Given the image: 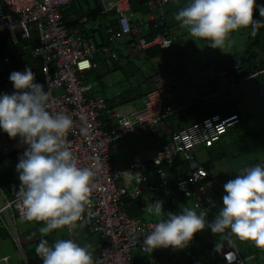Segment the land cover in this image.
Here are the masks:
<instances>
[{
	"label": "built area",
	"instance_id": "obj_1",
	"mask_svg": "<svg viewBox=\"0 0 264 264\" xmlns=\"http://www.w3.org/2000/svg\"><path fill=\"white\" fill-rule=\"evenodd\" d=\"M75 1L0 0V36L12 35L15 24L23 31H32L37 35V47L30 54L41 63L42 85L49 94L48 110L71 118L73 125L66 137L67 147L77 166L89 167L94 173L89 204L77 225L97 234L104 242L95 264H135L132 254L135 250L146 255L147 264H153L157 259L155 249L151 253L144 251L143 239L154 222L129 217L123 209V200H136L144 192H163L166 197L175 193L189 201L191 208L197 212L214 208L216 203L207 193L210 175L198 164L194 151L200 147H212L241 119L235 114L218 112L173 129L171 144L162 146L151 158L153 171L136 157L130 167L121 169L113 162L110 146L126 135L159 127L172 115L234 85L209 88L203 92L192 78L178 85L173 75H155L152 91L139 103L106 108L102 95L92 93L98 82L85 84L84 81L86 75L98 67L96 56L109 54L111 46L117 43H122L138 59H145L146 53L154 48L163 54L173 49L174 41L167 33L155 32L151 39H147L146 34L149 27L153 30L166 27L163 9L174 0H140L147 9L145 22L138 20L136 13L132 12L130 0H98L101 14L108 16L103 23L106 45L102 48H97L78 26L88 22L85 12L77 25L63 23L61 10ZM166 41L171 43L164 47ZM240 67V59L236 58L230 71L238 73ZM257 74L249 73L236 84L254 79ZM10 84L8 81L4 86ZM181 94L188 96L189 100L174 103L173 98ZM103 116L106 118L103 119ZM7 153L8 150L2 151L3 155ZM178 160L185 164V171L171 183L164 167H171ZM18 188L19 183L13 182L8 183L5 189L0 187V228L7 233L23 258L15 224L27 220L23 218L16 196ZM223 195L224 192L221 198ZM170 205H175L173 199H170ZM161 249L170 262L175 261L177 250H181ZM208 258L214 259L213 254L208 253ZM219 258L223 264H245L234 244L223 247Z\"/></svg>",
	"mask_w": 264,
	"mask_h": 264
},
{
	"label": "crops",
	"instance_id": "obj_2",
	"mask_svg": "<svg viewBox=\"0 0 264 264\" xmlns=\"http://www.w3.org/2000/svg\"><path fill=\"white\" fill-rule=\"evenodd\" d=\"M87 2L88 5L84 3L80 5L83 14L84 12L86 13V8L92 7V0ZM186 3L187 0H174L163 9L166 21L165 33L174 41L173 49L162 55L138 59L133 57L122 43L113 44L109 54H98L96 56L95 62L98 67L88 73L84 81L85 84L93 81L98 82V86L92 90V93L98 92L102 95L106 108L114 107L123 93H125L123 95L124 99L128 101L126 104L139 103L148 92L152 91V78L155 75H173L177 79V84H184L192 78L197 83L200 91L203 92H206L209 88L233 84V87L223 91L219 96L210 98L209 101L215 99V105L219 107L222 113L229 102L233 101L236 113L241 119L240 123L235 128H230L209 149L200 147L194 151L198 164L203 168L211 162L208 170L204 168L210 175L207 193L212 195L211 200L216 205L221 206L219 202H216L218 200L214 194V192H217V187H223L224 183L229 179H233L241 169L257 165L260 161L263 164L264 160V107L257 106L252 102H248V107H245L247 103L240 104L245 100L253 101L256 99L255 93L258 92L256 82L254 80H246L241 84H236L232 82L234 81L232 79L233 76L228 75L231 72L230 67L233 66V61L243 56L244 50L250 41H255V44L252 45V49L255 51V66L264 68V28H259L255 34L251 32L250 26L233 31L226 38L227 43L228 41L231 43H228L226 47L220 50L215 49L218 54L202 60L201 63L197 61L196 63L188 64L181 58V51L182 45L186 44L190 36L173 18L175 13L184 7ZM72 4L67 8L72 6ZM256 4L264 5V0H260ZM254 11L253 19H262L255 6ZM146 15L136 13L138 20L141 22L147 20ZM78 26L85 33L93 36L97 43H100L99 35L96 32L97 23L88 20L83 26ZM200 41L204 42V40ZM35 47H37V35L32 31H23L17 24L13 27L12 35L4 34L0 36V93L10 94L13 91L12 84L7 87L4 84L9 81L8 76L12 71H23L25 67H29L33 72L34 82L42 84L40 60L30 54V51ZM224 48L226 53H223L224 51L221 52ZM112 56L115 57V60H113ZM250 82H254L255 85L252 86ZM120 87L124 88L121 89ZM118 88L120 89L118 90ZM187 100H189V97L181 94L173 102L181 103L187 102ZM178 116L179 114L169 117L161 126L150 131L126 135L114 142L110 146L109 152L115 165L121 169H126L130 167L134 157H136L146 165V168L153 171L151 158L162 146L171 144L173 129L182 125L178 120ZM102 118L105 119L106 117L103 116ZM109 124L112 125V121ZM166 136L167 139H165ZM25 148L26 145L18 137L10 139L6 133L0 132V187L6 188L7 184L11 182L19 183L15 165ZM3 150H8V153L3 155ZM164 170L167 179L171 183L175 179L180 178L181 171L179 169L167 166ZM151 180H153V177H151ZM172 194L171 199L175 201L174 206L170 205V199L166 200L171 193L166 197L163 192H144L136 200L124 199L123 209L131 218H140L142 221L155 223L156 218L144 210L146 204L152 203L154 200L159 199L163 202L162 213L164 214L169 212L177 213L182 207L191 208L189 201L175 193ZM207 199L209 200L210 198ZM15 225L23 258L7 233L0 228V264H11V262L12 264H41L40 258L35 255L34 251L41 238L46 239L49 245L57 239H72L80 246H90L89 250L92 253L93 264L98 258V248L101 243L99 236L80 225L71 232H68L66 228H60L54 229L47 234L40 231L43 226L42 222H16ZM19 226L21 227V232H19ZM212 236L207 234L205 229L195 233L191 242L185 248L180 251L177 250L174 262H170L162 249H155L157 259L153 264H210L212 260H209L208 253L213 254V245L217 241H213ZM21 237H23V243ZM5 243L9 244L17 254L7 252L2 246ZM222 243L223 247L234 244L241 256L242 250L249 249L250 256L243 254L242 258H255L262 255L264 262V249L260 248L261 251L257 252V247L253 243L249 247H245L246 249H242L235 242H227L224 239ZM132 254L135 264H147L145 254L138 250L133 251ZM4 258L6 259L5 261L3 260Z\"/></svg>",
	"mask_w": 264,
	"mask_h": 264
},
{
	"label": "clouds",
	"instance_id": "obj_3",
	"mask_svg": "<svg viewBox=\"0 0 264 264\" xmlns=\"http://www.w3.org/2000/svg\"><path fill=\"white\" fill-rule=\"evenodd\" d=\"M254 4L255 0H187L173 18L190 37L208 41V47L220 50L231 32L250 26L255 34L264 28V5H255L262 19L254 20ZM8 80L13 91L0 93V132L10 139L18 137L26 145L15 165L19 180L16 196L23 218L42 222L44 234L60 228L71 232L89 204L94 175L89 167L77 166L67 147L73 122L66 114L48 110L49 94L34 82L29 67L12 71ZM223 192L222 204L211 220L206 219L204 209L197 212L182 207L177 213L164 214L161 200L147 203L144 210L156 222L143 239V250L183 249L205 228L218 237L213 245L217 252L226 235L264 249V166L241 169L224 183ZM89 249L72 239H57L49 245L41 238L34 251L41 264H93Z\"/></svg>",
	"mask_w": 264,
	"mask_h": 264
},
{
	"label": "trees",
	"instance_id": "obj_4",
	"mask_svg": "<svg viewBox=\"0 0 264 264\" xmlns=\"http://www.w3.org/2000/svg\"><path fill=\"white\" fill-rule=\"evenodd\" d=\"M259 1L260 0H255L254 6ZM82 2L85 5H88L87 0H82ZM91 4H92V7H88V9L86 8L87 18H88V20L90 22L97 23L96 32L99 35L100 43H97V40L93 36L88 35L85 32L83 34H84L85 37L91 38L94 41V43H95L97 48H102L104 45H106V39H105V36H104V24L103 23H104L105 20L108 19V16L101 14V5H100L98 0H92ZM80 5H81L80 1L76 0L75 3H73L72 6H70L69 8H65V9L61 10L62 21H63L64 24H66L67 26H75V25H77L76 24L77 21L82 18V14H83L82 13V8H81ZM254 6H253L252 17L254 16V12H255L254 11ZM130 7H131L132 12H134V13H138V14H142V15L143 14H147V9L145 8L144 3L142 1H140V0H130ZM112 25H113V23H112ZM165 30H166L165 26L160 28V29H158V30H153L152 27H149V29L147 31V34H146V37H147V39H151L154 36L155 32L165 33ZM254 44H255V41L248 42V44H247V46H246V48L244 50L243 56L240 57L241 67L239 69V72L237 73L235 71H231V72H229L230 74H228V75H230V76L232 75L233 76L232 79L234 80L232 82L233 83H237L238 80L241 77H244V76H246L249 73L257 72L258 74H257L256 78L247 79V80H254L256 82L257 91L260 94V96L264 99V72H260L261 70H264V68L255 66V62H254L255 61V51H253V49H252V45H254ZM162 54L163 53L160 50L156 49V48L151 49V50H149L146 53L147 57H154V56L162 55ZM176 84H177V82H176ZM182 84L183 83L178 84V85H182ZM222 93L223 92H220V93H218L215 96H212L210 98L219 96ZM124 94L125 93L120 95V98H119L120 100H118V103L114 107L120 106V105H126V103L128 101H126L124 99V96H123ZM210 98L205 99L203 101H200L197 104L191 105L187 109L175 114V115L179 114L178 120L180 121V123H182V125L184 124L183 126L189 125V124H192V123H194L196 121H199L202 118H206V117H209V116H211L213 114H216V113L220 112L219 107H216V105H215L216 104L215 103V99L209 101ZM234 105H235L234 102L230 101L229 104L226 106V108L223 109V114H225V115L237 114ZM111 108H113V107H111ZM111 108H109V109H111ZM172 116H174V115H172ZM233 128H235V127H233ZM210 166H211V162L206 164L204 166V168L206 170H208ZM171 167L179 169V171H181V173L183 171H185V164L183 162L179 161V160L174 165H172ZM164 169H165V167H164ZM179 177H180V175H179ZM214 194H215V196H216V198L218 200L216 202L217 203L219 202L220 205H221L222 204V202H221L222 193L221 194H217L216 192H214ZM171 196H173V194H171L166 200L168 201L169 199H171L172 198ZM219 207H220L219 205H216L214 208L208 210L206 219L211 220L216 215ZM205 231L210 236L213 235L210 232V230H208L207 228H205ZM224 240H226L227 242H235L242 249H246L245 247H249L250 245H252L251 241L240 240V239H237L235 237L227 236V235L225 236ZM103 244H104V242H103V240H101L100 247L98 248L99 250H100V248H101V246ZM256 250H257V252L261 251L260 248H257ZM242 251H243L242 252V256H243V254L245 256H250V250L249 249L242 250Z\"/></svg>",
	"mask_w": 264,
	"mask_h": 264
},
{
	"label": "rangeland",
	"instance_id": "obj_5",
	"mask_svg": "<svg viewBox=\"0 0 264 264\" xmlns=\"http://www.w3.org/2000/svg\"><path fill=\"white\" fill-rule=\"evenodd\" d=\"M87 1H90V0H87ZM208 43H209L208 41H204V42L200 41V40L198 41V39L190 37L188 39V41L186 42V44L182 45L183 47H182V51H181V55H182L181 58L184 61L188 62V64H190L192 62L196 63L197 61L199 63H201L202 60L208 59V58L212 57L214 54H218L217 50L207 46ZM227 45H228V43L226 41V46ZM225 51H226L225 48L221 50V52H223V53H226ZM177 58H179V57H177ZM195 63H194V65H195ZM250 83L252 84V86L255 85L254 82H250ZM120 88L123 89L124 87H120ZM120 88H118V90ZM255 95H256V99L255 100H253V101L245 100L244 102H242L240 104L247 103L245 105V107H248V105H249L248 102H252V103H255L257 106L259 105L261 107L262 106L264 107V99L260 96V94L258 92L255 93ZM250 98H251V95H250ZM174 100H175V98H173V101ZM165 139H167V136L165 137ZM258 164H260L261 166H264V160H263V164H262V161H260ZM222 191H223V187L222 186L221 187H217V192H216L217 194H221ZM20 230H21V227L19 226V232H21ZM217 239H218V237L212 236V240L213 241H216ZM21 241L23 243V237H21ZM2 246L7 252H10L12 254L16 253V251H14V249H12V247L9 244L5 243ZM212 252H213V255L215 257H214V260H212V263H210V264H222L220 262V260H219L220 250L217 252V251H215L213 249ZM16 254H15V257H16ZM262 259H263L262 255L256 256L255 258L254 257L253 258H247V260L245 261V264H264ZM11 264H12V262H11Z\"/></svg>",
	"mask_w": 264,
	"mask_h": 264
}]
</instances>
